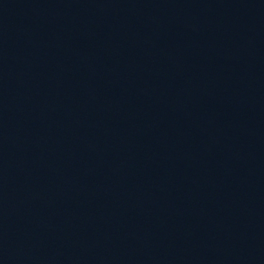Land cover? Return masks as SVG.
Masks as SVG:
<instances>
[{
    "label": "water",
    "instance_id": "obj_1",
    "mask_svg": "<svg viewBox=\"0 0 264 264\" xmlns=\"http://www.w3.org/2000/svg\"><path fill=\"white\" fill-rule=\"evenodd\" d=\"M0 264H264V0H0Z\"/></svg>",
    "mask_w": 264,
    "mask_h": 264
}]
</instances>
